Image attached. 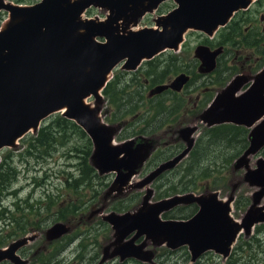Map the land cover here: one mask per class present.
<instances>
[{"label":"water","instance_id":"water-1","mask_svg":"<svg viewBox=\"0 0 264 264\" xmlns=\"http://www.w3.org/2000/svg\"><path fill=\"white\" fill-rule=\"evenodd\" d=\"M163 1L39 0L34 5L21 6L0 0V10L8 14L0 26V149L13 146L29 130H37L42 119L61 111L92 142L89 164L99 175L115 172L106 196L127 188L144 189L134 210L104 215L113 231L114 251L108 254L110 244H106L100 262L118 255L120 259L132 257L152 263L154 252L146 248L147 243L172 249L188 245L192 261L208 249L227 256L240 227L249 232L250 225L264 216L259 207L249 208L238 224L228 216L226 207L209 208L213 203L210 196L190 192L151 200L153 189L149 183L186 155L196 126L182 128V137L186 138L182 152L131 182L135 169L148 156L151 143L144 138V142L136 145L134 139L115 141L118 126L101 118L100 105L104 99L100 91L110 80L112 69L121 63V68L133 70L161 50L177 49L186 30L212 33L250 0H174L176 7L157 20L155 28H130ZM89 7L102 8L105 17H84L83 11ZM199 51L197 48L196 52ZM241 80L235 76L205 108L200 115L203 123L230 121L247 127L253 125L255 115L249 100L252 89L238 97L233 94ZM173 85L174 82L157 84L149 93L157 94ZM90 96L92 103L86 102ZM248 135L249 144L235 158L233 167L247 168L244 178L256 186L264 178V160L257 158L255 169H249L246 163L264 142V129L252 127ZM197 201L200 209L186 220L161 218L163 211L176 204ZM69 228L57 221L45 230V238L58 239ZM140 237L143 238L135 244ZM31 238L23 236L0 247V261L26 264L17 250Z\"/></svg>","mask_w":264,"mask_h":264},{"label":"flooded vegetation","instance_id":"flooded-vegetation-1","mask_svg":"<svg viewBox=\"0 0 264 264\" xmlns=\"http://www.w3.org/2000/svg\"><path fill=\"white\" fill-rule=\"evenodd\" d=\"M4 1L24 6L34 5L39 0L34 2ZM165 1L160 2L154 9L163 6ZM169 11L168 9L166 13ZM166 13L157 14L151 20L152 25L144 23L140 28H155L157 22ZM7 15L6 10H0V26L8 19ZM145 16L147 14L142 15L138 19V23L135 26L131 25L130 28H139L138 26ZM190 31L199 37L196 38L193 45L183 38L177 49L161 50L152 58L141 61L133 70L121 68V63L112 69L113 71L119 70L112 73L111 78L114 76L125 83V96L132 99L135 94H140L142 100L139 101L140 105L136 106L135 110L125 114L123 121L110 120L111 112L115 111L111 109L109 115L104 116L107 120L105 122L118 126L115 138H120L121 141L134 139L136 145L144 138L151 143L148 156L134 172L136 175L143 173V176L157 168L161 162L170 160L182 152L186 143V138L182 137L184 133L181 131L182 128L196 126L190 135L193 142L186 155L172 168L163 170L149 183V187L153 189L150 198L152 201H157L174 194L182 195L187 192L195 196H210L213 203L209 205V208L226 207L228 216L241 224L245 212L249 208L259 207L260 212L264 213V178L256 186L251 185L249 180L244 178L247 168L235 169L233 167L235 158L249 144L250 129L252 127L259 130L264 129V0H250L246 7L236 9L229 20L224 25L215 28L212 33L194 29H190ZM197 48H200L199 53L196 52ZM235 76H240L242 79L238 90L233 93L236 97L252 89L249 100L255 115L253 125L247 127L244 124L239 125L230 121L206 125L200 119L201 113L214 102L216 96ZM177 79L180 81L176 82ZM172 82H174L173 86L157 92V94L149 93V90L157 84ZM125 105L124 110L127 109V104ZM218 128L221 129L213 131ZM199 145H201L200 149L197 148ZM257 158L264 160V142L259 146L257 152L249 157L246 163L249 169H255ZM87 162L89 164V157ZM96 174L98 177H92L90 183H85V187H83L90 189L91 195L87 201L91 203L88 204L84 201L79 208L73 209L74 214H71L74 217L76 212L82 215L87 212L85 218L82 216V219L86 221L85 225H87L85 230L79 236L76 232L71 233L79 224H70L68 221L66 223L70 225L69 231L55 240L45 238V230L48 226H33L27 231L25 230L26 232L20 238L23 236L32 237L23 244V246H27V250L32 247L28 253L25 249L22 251V257H24L21 258L26 260V264H37V261L45 256L46 251L52 247L56 248L55 253L52 254L51 249L48 250L49 256H46V259L54 256V264H57L56 258L57 254L61 252L60 250L67 248L74 238L81 237L83 240L86 239L83 247L87 253L92 252V257L89 260L99 257L97 264H103L105 261L100 262L101 254L99 256V253L94 249L96 238L95 241L91 238L94 233L101 236L104 241L101 253L106 244H110V248L107 250L108 254L114 251L111 243L113 231L111 225L103 218L104 215L109 212L123 213L127 210H134L140 200L135 205L120 206L105 211L107 210L106 202L116 200L117 204H121V198L131 188H127L123 192L114 191L106 196L105 191L114 177L107 176V173L100 176L97 172ZM165 186L166 188H164ZM161 187L164 189H160ZM102 192L103 202L99 201ZM139 195L140 193L134 189L133 192L130 191L129 197L137 201ZM68 198L71 199V196ZM108 207L110 206L108 205ZM199 209L198 201L179 203L163 211L161 218L186 220L196 214ZM261 217L263 218L250 225L249 232H245L243 226L240 227L230 245L227 256L208 249L203 251L194 262L203 261V264H264V216ZM140 240L141 237L135 241V244ZM22 248L21 246L17 253L21 252ZM147 248L151 249L148 246ZM183 248L189 251L188 245H179L174 249H168L175 252ZM151 250H153L155 258V249ZM214 256L220 258L221 262L216 263L217 260H214ZM110 258L120 259L118 255L108 257V259ZM4 261L10 262L2 260L0 264ZM124 261H127V258L120 259V262ZM191 262L193 261L191 260Z\"/></svg>","mask_w":264,"mask_h":264},{"label":"rangeland","instance_id":"rangeland-1","mask_svg":"<svg viewBox=\"0 0 264 264\" xmlns=\"http://www.w3.org/2000/svg\"><path fill=\"white\" fill-rule=\"evenodd\" d=\"M27 2H34L36 0H26ZM175 6L173 0L165 1V4L158 9H154L153 12L146 13L147 16L143 17L139 24V28L144 24L152 25L151 20L159 13L165 12ZM106 12L102 8L90 7L83 11L84 17H98L102 19L105 17ZM186 42H189L190 45L195 44L196 38H199L193 31L186 30L183 34ZM119 70H114L112 73ZM102 92V90L100 91ZM106 99V98H105ZM101 103L100 115L104 121L107 122V115L114 109V106H109V101ZM86 102H93V97L90 96L86 99ZM126 106V105H125ZM128 106V104H127ZM111 110V111H109ZM112 113V112H111ZM60 115L59 112L52 113L49 117L42 120L47 122L51 120L53 116ZM128 118V117H127ZM131 125H133L131 123ZM36 131L27 132L21 138L16 140V144L13 146H7L0 149V164L5 163L1 168L6 171H10L12 177L8 179V185H0V247L7 245L13 241V239L20 238L24 232L33 226H42L47 227L53 222L63 221L79 224L73 229V233H78V236L83 232L87 225L86 221L82 219L85 218L87 212L82 214H77L72 217L71 214H74L73 208L77 206L78 208L86 201L88 204L91 202L87 201L91 195V191L88 188L81 190L85 187L83 181L79 182V185L82 183L80 190L77 189V197L73 193L74 188L72 187V181H69L70 184H65L66 179H73L72 177H77L79 174V162L82 160V152H76L70 150L73 146L82 147V142L78 136L74 135L72 132L69 133L68 141L64 145L59 143H54L47 152H44V149H39L43 151L41 158L37 159V156L34 153V150L28 154L25 153V149ZM70 140L72 142H70ZM121 140L120 138H115V141ZM8 163V166L6 164ZM14 172V173H13ZM143 173H137L131 180L135 181L138 178L142 177ZM100 176V175H99ZM107 176H113V173H107ZM177 177V175H176ZM110 178V179H112ZM187 179V178H185ZM94 183V181H93ZM6 187H8L6 189ZM166 188V186L164 187ZM160 188V189H164ZM70 189H73L72 191ZM134 188L127 190L121 198V204H117L116 200L106 202L105 211H109L110 208L120 207L122 204L124 207L127 205H135L140 200V195L143 190L138 189L140 195L138 200L132 199L130 196V191L133 192ZM103 192L99 196V201L103 202L101 199ZM71 196V199L68 198ZM98 197V196H97ZM68 198V199H66ZM79 201H77V200ZM80 203V204H79ZM72 205V206H71ZM108 205L110 207H108ZM104 211V212H105ZM67 212V213H66ZM72 212V213H70ZM70 213V215H69ZM23 214V215H22ZM72 217V219H71ZM37 221V222H36ZM26 230V231H25ZM12 233H15L14 235ZM94 241V249L96 252L101 254L102 245L104 243L101 236L94 233L91 237ZM143 238V237H142ZM141 238V239H142ZM78 239L77 241H75ZM86 240V239H85ZM83 238H74L70 245L61 249L58 253L56 261L57 264H97L99 257L94 260H89L92 256V252L87 253V250L83 247V244L86 243ZM30 245V244H29ZM149 248L155 249L156 257L153 259L152 263L145 261H137V259H132V257L127 258V261L120 262L118 258L107 259L103 264H203V261L191 262V256L189 251L186 248L181 250H176L171 252L165 245H151L147 243ZM21 252L17 254L22 257V251L25 249L28 252L32 247L28 248L27 246L22 245ZM49 248L48 250H50ZM56 248L52 247L50 252L53 254ZM44 250V249H42ZM46 251L45 256H49V251ZM41 252V251H39ZM55 253V252H54ZM42 254L44 252L42 251ZM65 256V257H64ZM24 257V256H23ZM22 257V258H23ZM64 257V259H63ZM54 256H51L47 260V264H54ZM82 258V259H81ZM217 260L216 263H220L221 259L214 256V260ZM53 260V261H52ZM10 263V262H9ZM7 261L2 262L1 264H9ZM12 264V263H11ZM37 264H42L40 260L37 261Z\"/></svg>","mask_w":264,"mask_h":264},{"label":"trees","instance_id":"trees-1","mask_svg":"<svg viewBox=\"0 0 264 264\" xmlns=\"http://www.w3.org/2000/svg\"><path fill=\"white\" fill-rule=\"evenodd\" d=\"M124 82H121L119 79L113 76V78L110 79V81L106 84V86L102 89V93L107 97L109 101V105L114 106V112L111 113L109 119L110 120H122L125 117V114L127 112L131 113L133 110H135L136 106L140 105L139 101L142 100V95L135 94L132 99L129 97L127 98L124 93ZM136 91V90H135ZM137 92V91H136ZM125 104H128L126 107L127 109L124 110ZM117 110V111H116ZM50 118V117H49ZM221 128L215 129L220 130ZM230 131V129H229ZM72 132L74 135L78 136V138L82 142V147L79 148V146H73L70 150L82 152V160L79 162V174L77 177H72L73 179H66L65 184H70L69 181H72V187L73 193L77 197V189L80 190V187L82 183L79 185V182L83 181L84 183H90L92 177H98L95 169L88 164L87 158L89 157V152L91 149V142L86 136L85 132L81 130V128L75 124L72 120L67 119L66 117H63L61 115L53 116L51 120L47 122H43L41 126L38 128V130L35 132L34 136L30 139L28 142L25 153L32 152L34 150L35 155L38 158H41L43 155V151H39V149H44V152L46 153L47 150L53 146L54 143H59L60 145H64L65 142H67L69 133ZM70 142H72L70 140ZM200 146H197L198 149H200ZM47 149V150H46ZM196 149V147H195ZM197 150V149H196ZM233 156V155H232ZM6 163V162H5ZM5 163L0 164V185H8V179L12 177L11 170L4 171L1 166L5 165ZM8 166V163L6 164ZM14 173V172H13ZM85 188H81V190H84ZM77 200V199H76ZM80 200V199H79ZM77 200V201H79ZM80 204V203H79ZM72 206V205H71ZM121 207H124L123 204ZM127 207V206H126ZM78 208L75 206L73 208L74 210ZM67 213V212H66ZM77 214V213H76ZM13 235L15 233H12ZM40 262L42 264H47L46 256H42L40 259Z\"/></svg>","mask_w":264,"mask_h":264},{"label":"bare ground","instance_id":"bare-ground-1","mask_svg":"<svg viewBox=\"0 0 264 264\" xmlns=\"http://www.w3.org/2000/svg\"><path fill=\"white\" fill-rule=\"evenodd\" d=\"M16 144V142L14 143V145Z\"/></svg>","mask_w":264,"mask_h":264}]
</instances>
